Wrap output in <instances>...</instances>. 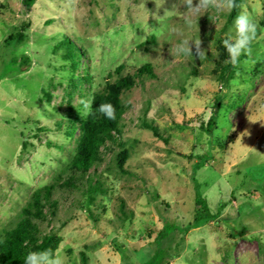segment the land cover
<instances>
[{"label":"rangeland","instance_id":"obj_1","mask_svg":"<svg viewBox=\"0 0 264 264\" xmlns=\"http://www.w3.org/2000/svg\"><path fill=\"white\" fill-rule=\"evenodd\" d=\"M230 1L0 0V242L23 224L58 237L33 264H141L157 245L160 264H264V0L227 21ZM145 63L117 133L75 169L93 94ZM194 182L223 206L186 227Z\"/></svg>","mask_w":264,"mask_h":264},{"label":"trees","instance_id":"obj_2","mask_svg":"<svg viewBox=\"0 0 264 264\" xmlns=\"http://www.w3.org/2000/svg\"><path fill=\"white\" fill-rule=\"evenodd\" d=\"M34 1L35 0H24L26 6H30ZM240 1L241 0L230 1L229 11L226 16L227 21L231 20L236 15L237 5ZM25 26L26 24H22L19 31L9 33L6 37V41L8 43H18L22 41L24 37L23 29ZM66 40L70 43L67 37H63L60 43H64ZM68 54L70 55V53ZM230 62L231 60L224 65L225 70L228 68ZM120 68L121 66L117 65L114 71L118 73ZM142 74L152 75L148 63L137 67L132 74L120 76L113 82H106L99 91L93 94L86 115L79 120L77 125L78 135L71 161L75 169L82 172L86 171L96 159L98 148L104 144L105 141L111 140L113 138V133H117L122 113L120 95L133 86L135 77H139ZM214 114L207 118L204 127L200 125L203 131L211 133L215 120ZM141 125L150 130L154 136L162 139V141H166L165 138L158 135L156 128L152 124L142 121ZM67 133L68 135L71 134L70 131H67ZM126 157V149L121 148L116 156L118 170L124 171L122 165ZM203 161H205V158L201 156L200 159L196 161V164ZM193 187L195 190L194 210L192 218L187 223L186 227L199 226L208 220H213L218 216L223 206V204H220L215 212H210L206 199L198 191V183L194 182ZM40 191H43L45 196L48 194V187L45 186L34 192L33 201L35 204L39 200L38 193ZM44 199L47 200V197ZM166 227L174 229L173 225L164 224L162 229H160L155 236L154 241H157V244L167 235L164 231ZM35 232V227L33 228L29 225L24 226L23 224H18V226L6 232L5 237L0 242V264H33L37 256L41 253H50L55 248L58 237L52 234L39 237L35 235ZM163 254L162 248L157 245L153 253L141 264H160Z\"/></svg>","mask_w":264,"mask_h":264}]
</instances>
